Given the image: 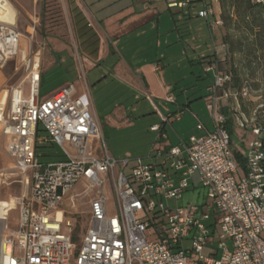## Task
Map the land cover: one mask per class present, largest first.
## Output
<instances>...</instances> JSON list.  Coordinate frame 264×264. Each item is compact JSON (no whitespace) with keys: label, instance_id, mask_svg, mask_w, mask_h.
<instances>
[{"label":"built area","instance_id":"obj_1","mask_svg":"<svg viewBox=\"0 0 264 264\" xmlns=\"http://www.w3.org/2000/svg\"><path fill=\"white\" fill-rule=\"evenodd\" d=\"M167 1L170 6L187 4ZM249 1L264 5V0ZM20 36L15 24L0 21V66L18 55ZM21 59L28 95L21 83L0 95L4 151L11 160L10 175L19 177L15 181L22 187L15 197L16 228L8 225L9 206L0 212V264H264V101L248 112L241 108L239 102L254 92L247 80L233 87L230 71L207 68L213 71L205 96L213 130L168 148L156 146L146 158L116 159L102 142L90 96L79 95L69 83L41 98L39 51L29 58L22 53ZM229 99L237 103L231 109L235 124L252 135L244 150L233 146L221 112ZM180 115L160 114L161 122L150 130L163 139L164 124ZM40 131L60 146L63 160L39 159ZM194 174L206 190L210 211L205 204L168 203L190 188ZM5 178L0 172V186ZM81 179L83 193L93 196L78 244L71 238L70 222L58 221L56 212L61 210L64 219L59 206Z\"/></svg>","mask_w":264,"mask_h":264},{"label":"rangeland","instance_id":"obj_2","mask_svg":"<svg viewBox=\"0 0 264 264\" xmlns=\"http://www.w3.org/2000/svg\"><path fill=\"white\" fill-rule=\"evenodd\" d=\"M7 1L11 3L15 17L17 12V19L15 20L14 17L8 23L15 24L21 36L18 55L9 58L3 66H0L7 79L5 89L11 85L21 83L24 89V95H28V84L25 79L27 72L25 63L21 59L22 51L25 52L26 58L32 57L36 51H39L42 66V58L46 52L43 39L46 36H56L68 43L74 55L77 57L78 65L80 62L81 64L83 63V61L78 60L73 35L64 13V0ZM235 9L236 7L231 8V21L223 22L222 20L220 24V42L225 43L226 49V60L220 64V70L230 71L232 73L236 71L240 74L241 81L247 80L251 84L254 90L251 99L243 100L244 104L241 105V108L248 112L259 101H264V10L260 14L263 18L262 27H256L252 34L243 29L236 28L237 23L234 22L237 21ZM258 11L254 9V12L258 13ZM182 17L184 18L181 20L178 19L179 30L174 34L175 36L177 35L176 42L170 46V52L172 54L174 53L177 58L181 55L182 60L176 59V61L172 62L166 74L167 77L175 81L173 84L176 89L175 94L178 97L181 95L180 89L182 88H187L190 94L203 92L208 78L203 72V67L206 63L203 62V64L200 61L213 55V47L215 44L208 23L199 13L197 15L192 14L190 17L187 15ZM28 26L30 28L33 27V31ZM214 32L216 34V29H214ZM252 49L254 50L253 53H251ZM97 69L83 71V74L80 69L78 73L72 69L70 70V79L79 95L82 93L85 96H88L89 93L91 94L100 118L104 114H112V118L116 121L114 124L101 123L103 144L108 153L116 159L146 158L150 151V143L154 137V133L148 131V127L152 122L158 120L155 115L156 108H153L152 105L146 102L144 93L140 91L131 92V96L123 100L122 103V106L125 105L127 107L129 116L121 120V113L117 108V102L115 99H112V93L117 88V85L123 89H125L126 85L125 83L119 84L118 81L114 80L116 77H113V79L109 78L110 83L103 90L101 85L97 84L99 79L103 77L101 72L103 67ZM57 82V78H53L49 73H46L44 79L40 80L39 96L41 98L50 96L52 90L58 84ZM231 86H233V83ZM155 101L158 103V108L164 111L161 106L162 101L157 99ZM164 105L172 107L169 104ZM198 122L200 121L197 120ZM251 136L249 133L244 139H234V146L239 150H244ZM60 150V146L55 144H47L43 148V151L60 155L59 158L63 160L65 157L64 154H61ZM44 159L49 161L52 158L43 157ZM10 164L11 160L4 151L0 133V172H3L6 177V182L0 186V198L4 200H8L11 197H18L22 192L21 184L15 181L19 177L10 175ZM191 183L190 188L182 194L180 199H170L168 203L173 207L185 206L190 203L205 204V207L209 210L210 200L206 196L205 188L199 183L197 174L193 175ZM84 189L85 183L81 179L74 185L68 196L74 193L80 194L75 196L74 199H70L67 196L59 206L60 209L65 210L64 223L65 221L70 222L71 238L74 236L76 238L75 243L78 244L81 242L87 229L89 221L88 213L90 210L88 201L93 196L92 192L83 193ZM106 192L109 201L112 202L113 195L108 187H106ZM7 218L9 227L16 228L18 220V206L16 204L8 211ZM190 237L191 235L186 236L184 240L185 246L189 245L190 241L188 238ZM212 241L215 244L216 240L214 239Z\"/></svg>","mask_w":264,"mask_h":264},{"label":"crops","instance_id":"obj_3","mask_svg":"<svg viewBox=\"0 0 264 264\" xmlns=\"http://www.w3.org/2000/svg\"><path fill=\"white\" fill-rule=\"evenodd\" d=\"M64 1L66 20L73 35L78 60L83 61V65L81 62L78 65L77 57L68 43L56 36H46L43 39L46 52L42 58V66L40 63V80L44 79L46 73L58 79V84L51 94L69 83L73 84L70 79V70L73 69L78 73L80 69L83 74V71H92L103 67L104 70L101 71L103 77L97 82L103 90L110 83L109 78L113 79V77H116L114 80L119 84L125 83L126 85L125 89L117 85L112 93V99H115L118 104L121 120L129 116L127 107L122 106V103L123 100L131 96V92L144 93L146 102L156 108L155 115L158 120L152 122L148 127V131L154 133L149 154L156 146L168 148L182 140L187 141L191 135H203L213 130V122L205 103L207 87L213 80V71L206 69L217 67L220 70V64L226 60L225 43L220 42V24L222 23L220 0H176L187 2L185 6H170L167 0ZM202 10L207 11V15L202 17L208 23L212 39L215 41L213 55L200 61L206 63L203 72L208 81L203 92L190 94L187 88H182L180 89L181 95L178 97L173 84L175 81L167 77L166 74L172 62L182 59L181 55L177 58L174 53L170 52V46L176 42L177 35L174 34L179 30L178 19L181 20L184 18L182 16L186 15L189 17L192 14L197 15ZM14 17L15 12L11 13L8 21ZM30 29L33 31L34 28ZM214 29H216V34ZM103 71L106 72L103 73ZM6 80L0 67V95L5 90ZM89 96L92 112L99 121L100 127L101 123L114 124L116 121L112 118V114H104L100 118L94 98L90 93ZM45 97L48 96L42 98ZM168 97H172L174 101H167ZM156 99L162 101L161 106L164 111L158 108ZM239 103L243 105L244 101ZM164 104H169L172 107ZM236 106L237 103L233 99H229L227 106L224 104L221 107V112L226 117V128L233 132V135H230L232 143L234 139L241 140L249 134L237 127L234 122L231 109ZM132 108L134 109V107ZM177 112H181L179 119L163 126L166 137L157 139V132L151 131L150 126L161 121L160 114ZM197 120L200 121L201 127H197ZM39 137L42 139L37 148L39 159L43 162L61 160L60 155L43 151L45 145L55 143L46 139V134L43 131L39 132ZM60 152L63 154L61 150ZM43 157L52 159L47 161L43 160Z\"/></svg>","mask_w":264,"mask_h":264},{"label":"trees","instance_id":"obj_4","mask_svg":"<svg viewBox=\"0 0 264 264\" xmlns=\"http://www.w3.org/2000/svg\"><path fill=\"white\" fill-rule=\"evenodd\" d=\"M221 3V18L223 22L231 21V8L236 7L235 14L237 16V29H243L248 31L249 33L254 32L256 27H262L263 18L261 17V12L264 10V5L251 3L249 0H220ZM254 9L259 10L258 13L254 12ZM241 47V46H240ZM254 50L252 49L251 53ZM232 73V72H231ZM233 75V87H239L241 79L240 74L236 71L232 73ZM230 135H233L231 129H228ZM235 158L239 162L242 163L243 158L238 151H235ZM72 240L75 242L76 238L72 236Z\"/></svg>","mask_w":264,"mask_h":264},{"label":"bare ground","instance_id":"obj_5","mask_svg":"<svg viewBox=\"0 0 264 264\" xmlns=\"http://www.w3.org/2000/svg\"><path fill=\"white\" fill-rule=\"evenodd\" d=\"M12 11H13V7H12L10 2H8L7 0H0V21L8 22L11 13H13ZM22 52L25 54L24 51H22ZM15 204H16V199L14 197L9 198L8 200L0 199V212L3 208V206H5V205L9 206V209H8V211H9L11 209V207H13ZM56 218L58 221L63 220V215H62L61 210H58L56 212Z\"/></svg>","mask_w":264,"mask_h":264}]
</instances>
